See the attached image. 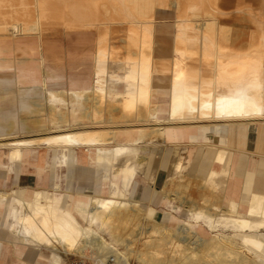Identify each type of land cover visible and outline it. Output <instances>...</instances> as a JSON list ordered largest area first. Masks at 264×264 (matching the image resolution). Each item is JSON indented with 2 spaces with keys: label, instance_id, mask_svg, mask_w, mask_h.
<instances>
[{
  "label": "bare ground",
  "instance_id": "bare-ground-1",
  "mask_svg": "<svg viewBox=\"0 0 264 264\" xmlns=\"http://www.w3.org/2000/svg\"><path fill=\"white\" fill-rule=\"evenodd\" d=\"M16 1L0 0V55L7 47L4 42L9 43L10 40L21 41L32 37L39 40L58 31H95L97 35L93 89L88 93L48 90L45 98L51 109H56L58 105L71 106L73 99L82 102L91 93L93 105L96 104L92 117L98 124L103 121L100 117L106 99L114 96L117 100L112 104L116 105L121 115L118 119L130 118V122L141 117L138 119L141 122H155V125L135 126L123 132L116 129L108 138L105 134L70 131L33 138H10L12 140L5 143L0 141L1 146L12 147L9 151L12 161H19L20 149L24 146L86 145L95 147L97 165L116 168L106 173L110 184L108 190L99 188L90 197V205L77 206L73 213L59 209L54 205L53 197L41 191H36L30 201H24L20 195L13 193L16 205L11 210L8 227L26 242L51 255L54 264L65 263L69 255H77L81 262L89 260L92 264H106L110 257L114 258V264H129L128 256L133 254L138 264H264L263 196H249L244 210L236 203H229L228 207L222 209L217 205V200L208 202L210 207L206 209L201 207L203 204L200 207L192 205L188 209L186 207L188 215L179 218L176 226L167 224L165 220H152L148 228L137 226L140 215L145 217L144 212L137 202L127 199L130 183L137 172V162H142L138 168L143 171L150 161L151 155L144 145L157 140L162 142L166 126L232 118L264 122V33L261 31V34H257L259 41L253 46L256 55L238 57L239 54H231L228 48L227 33L220 32L215 23L225 13L217 10L218 4L225 6L218 0H155L163 4L155 12H151L153 0H18L14 3ZM138 2L146 4L149 10L140 8ZM252 4L249 7L253 11L252 19L263 21L264 0H252ZM229 5L232 6V3ZM233 11L244 14L246 8L235 6ZM170 13L173 14L174 28L178 29L176 34L172 33L171 88L168 89L170 97L166 119L158 121L154 108H148L153 93L150 88L152 46L158 16L165 20ZM193 19H200L204 26L216 24L217 27L206 30L199 24L197 28L191 23ZM122 24L128 27L119 29V32H124L120 41L125 42L126 51L117 55L109 36L118 32L116 28ZM132 43H138L133 50ZM31 50L33 47H30ZM118 85L122 86L120 93L114 91ZM110 88L112 93H109ZM227 126L225 123L210 125L212 141L220 139V142L226 143ZM50 129L57 127L51 126ZM108 140L113 145L108 146L111 143ZM137 145L143 147L138 148ZM183 153V150L176 152L173 157L168 181H172L173 177L188 179L184 175ZM223 178L224 172L210 171L197 190L215 193L222 189ZM174 194L178 198V192ZM210 194L206 201L212 197ZM6 196L0 193V200H5ZM210 208H217L220 213L212 214L207 210ZM135 225L138 230L131 235L129 229ZM125 235L130 239H126ZM142 235H147L144 236L146 241L143 248L150 253L153 251L149 255L131 247ZM168 244L175 247L169 251L171 255L163 256L160 247ZM177 245H183L181 248L184 250L179 251ZM175 248L182 255L175 257L178 255ZM74 249L76 251L73 253ZM165 249L164 253L167 252ZM196 255L198 260L194 259Z\"/></svg>",
  "mask_w": 264,
  "mask_h": 264
},
{
  "label": "crops",
  "instance_id": "crops-1",
  "mask_svg": "<svg viewBox=\"0 0 264 264\" xmlns=\"http://www.w3.org/2000/svg\"><path fill=\"white\" fill-rule=\"evenodd\" d=\"M158 26L159 24L154 31L152 46L150 88L153 93L148 108H154L156 120L161 121L166 119V106L170 97L168 89L171 88L173 44L172 36L166 32L165 34L157 33ZM58 33H54L56 36L53 33H51L52 36L44 35L39 40L32 37L21 41L4 42L7 47L3 50L4 54L0 55L1 142L22 139L18 135L26 133H30L29 138H33L70 131L105 134L108 138L111 136L110 133L116 129L123 132L127 129H134L135 126L137 128L144 125H155V122H141L138 120L141 117L134 118L130 122V118L118 119L121 115L116 105L112 104L117 100L114 96L106 99L104 109L101 110L103 114L100 117L103 121L98 124L92 117L96 104L93 105L91 93L88 95L89 100L85 98L82 102L80 100L75 102L73 99L71 106L58 105L56 109H51L46 101L48 90L88 93L93 89L95 77V60L93 59L96 52V40L89 42L88 39V35L92 32L58 31ZM72 34L75 35L72 45L64 47L58 44L56 39L60 35L71 36ZM88 43L90 47L83 53H78L79 49L87 47ZM30 47H33V50L30 51ZM120 50L117 46L114 47L115 54H123ZM114 91L120 93L122 86L118 85ZM215 123L228 124L226 143L220 142V139L212 141L213 134L209 126ZM251 124H255V140L253 149L248 150L246 147L249 144ZM263 125L264 122H258L256 119L247 121V119L232 118L231 120L194 121L166 126L162 142L157 140L147 145L142 144L147 153L151 155L150 161L148 160L143 171H141L142 168H138L139 163L142 162H137V172L130 183L127 199L137 202L145 217L153 221H155L153 218L157 212L155 208L161 206L165 210L159 222L165 220L169 223L186 217L187 210L175 204L176 194L173 198L168 188H155L161 178L160 170L167 173L165 181H168V170L176 154L174 151L183 150L184 168H186L184 175L192 182H197L192 186L198 187V182L207 178L210 171L224 172L223 183L220 185L222 189L216 193L217 204L224 209L230 205L229 203H236L244 210L249 196L264 197ZM51 126H56L57 129L51 130ZM90 126L95 128H90ZM107 142H111L107 144L108 146L113 145L111 140ZM142 145L137 146L140 148ZM2 146L0 145V188L7 185L11 188L8 191L0 189V193L7 195L5 200H0V231L2 235H9L11 241L8 242L7 247H3L0 242V264L2 262L1 252H5L7 257L13 254L19 264H54L51 255L48 256L43 249H38L37 246L26 242L21 235L8 227L11 222V210L16 205L14 195H20L22 200L30 201L36 191H41L53 197L54 205L59 209L73 213L77 206L90 205V197L99 188L104 191L108 190L110 184L106 173L113 172L116 168L97 165L94 146H49L47 144L24 146L20 149L19 161L10 159L11 146ZM4 149L7 152L2 154ZM27 176L35 179V188L18 185L21 177ZM74 179L82 184H74ZM62 181L65 183L63 189L60 185ZM139 183H142L139 198L134 199ZM86 187L91 189L90 194L85 192ZM13 193L16 194L13 195ZM74 256L69 255L65 262L73 260Z\"/></svg>",
  "mask_w": 264,
  "mask_h": 264
},
{
  "label": "rangeland",
  "instance_id": "rangeland-1",
  "mask_svg": "<svg viewBox=\"0 0 264 264\" xmlns=\"http://www.w3.org/2000/svg\"><path fill=\"white\" fill-rule=\"evenodd\" d=\"M18 1V0H17ZM17 1L16 2H14V3H17ZM29 1V0H28ZM155 0H153V3H152V6H151V12L153 11V12H155L156 10H157V7H159V8H161L162 6H163V4H160L159 2L157 3L156 1L154 2ZM169 1V0H168ZM174 1V0H173ZM214 1V0H213ZM219 1V3L220 4H224L225 6H220L219 4L217 5V10L219 11H223V12H225L224 13V15H221V16H219V18H218V20L219 21H217V22H215L217 25H218V29H220V32L221 31H223V32H225V33H227V36H228V48H229V50L231 51V54H234L235 56L237 55L238 56V54H239V56L238 57H240L241 55H243V56H245L246 54L248 55V56H254V54L256 55V51H255V47H253L256 43H258V41H259V34H261V33H259V32H261L262 31V33H264V29H263V27H264V20L263 21H258V20H254V19H252V17H253V15H252V13H253V11L249 8L250 7V5L251 6H253V4H252V0H237V3H235L236 2V0H230V2L232 3V6L231 5H229V4H231L230 2L229 3H227V0H218ZM221 1H223V2H221ZM246 1V2H245ZM26 2H27V0H26ZM239 2V3H238ZM235 3V4H234ZM248 3V4H247ZM26 4V3H25ZM154 4V5H153ZM159 4H160V6H159ZM237 4V5H236ZM242 4H243V6H242ZM114 5H116L117 6V4L115 3ZM119 5V4H118ZM137 5H139V7L140 8H142L143 7V9L144 10H149V8H148V6L146 5V4H144V3H142V2H138V4ZM155 6V7H154ZM231 6V7H230ZM235 6L238 8V6H239V8H242V7H244V9L246 8V11L244 12V14L243 13H240V12H234L233 11V9L235 8ZM231 9H230V8ZM154 8V9H153ZM216 8V7H215ZM167 9V8H166ZM227 10V11H226ZM3 11V10H2ZM4 11H6V10H4ZM232 11V14H229V15H227V13L228 12H231ZM1 12V11H0ZM251 13V14H250ZM163 14V13H162ZM187 15H188V12L186 13ZM199 14H200V12H199ZM250 14V15H249ZM202 15V14H201ZM225 15H227V16H225ZM230 15H231V18H230ZM244 15V16H243ZM249 17V18H248ZM195 18V17H194ZM198 18V17H197ZM200 18V17H199ZM226 18V19H225ZM227 18H229V19H227ZM197 20V21H196ZM221 20V21H220ZM192 21H194V22H192ZM191 21V23H193L192 25H196V27L199 25V24H201V26H204L203 25V23L204 22H202V21H200V19L198 20V19H193ZM244 21V22H243ZM256 21V22H255ZM124 22V21H123ZM157 22H158V24H159V30L157 31V33L159 34H165V32L168 34V35H170V36H172V33H174V34H176L177 33V27L176 28H174V21H173V14L172 13H170L169 15H166V19L165 20H162L161 18H160V15L158 16V19H157ZM196 22V23H195ZM221 22V23H220ZM191 23H190V25H191ZM219 23V24H218ZM258 23V24H257ZM216 24L214 25H208V26H204V28L206 29V30H212V29H214L215 27H217L216 26ZM191 25V26H192ZM122 26V27H121ZM123 27H125V28H128L127 27V25H125V24H122V25H119V26H117V28L116 29H118V32H115L114 34H112V35H110L109 36V40L111 41V43L113 44V45H115V46H117L118 48H120L121 50H120V52L121 51H123L122 53H125V49H124V47H125V42H122V41H120L121 39V37H123V34H124V32H119L120 30L119 29H121V28H123ZM200 26H198L197 28H199ZM262 28V29H261ZM256 30V31H255ZM175 31V32H174ZM67 32H71V31H67ZM231 33H232V35H231ZM259 33V34H258ZM119 34V35H118ZM258 34V35H257ZM119 37V38H118ZM264 37V36H263ZM96 38H97V35H96V33H95V31H93L91 34H89L88 35V39H89V42H94L95 40H96ZM230 39V40H229ZM57 42H58V44H60L61 46H64V47H66V46H69V45H72L73 44V42H74V40H75V35H71V36H65V35H60L57 39ZM128 43H129V41H128ZM122 44H123V47H122ZM164 44H166V43H164ZM92 45V44H91ZM131 46H132V50L133 49H135L136 48V45H138V43L137 44H134V43H132V44H130ZM231 45V46H230ZM88 47H90V44L88 43L87 44V47L85 46V47H82V48H80L79 49V51H78V53H83L84 52V50L85 49H87ZM251 49L253 50L252 52H250L251 51ZM129 50V52L130 51H132L131 49H128ZM255 51V52H254ZM250 52V53H249ZM156 54L158 55V51L156 52ZM90 128H95V127H93V126H90ZM49 133H52V132H49ZM19 136V138H27V137H29V136H31V134L30 133H26V134H24V135H18ZM249 138H248V140H249V144H248V146L246 147L248 150H252L253 149V147H254V140H255V124H251L250 126H249V136H248ZM42 148V147H41ZM180 148V147H179ZM40 150V149H39ZM2 154H5L6 152H7V150L6 149H4V150H2ZM174 152H179V150H175ZM160 175H161V178H160V180H159V182H158V184L155 186V188L156 189H163L164 187H166V189L168 188L170 191H171V194L172 195H174V192L176 191V192H178V198H176V201H175V204H178L181 208H183V209H186V207H187V209L188 208H190V206H192L193 205V207H200L202 204V208H209L210 207V204L208 203V202H210V201H212V200H215L214 202H216V192H218V190H216V192L215 193H212V194H210V193H208V192H206V191H202V189L201 190H197V189H199L198 187H196V186H192V184L194 185V184H197V182H191V180L190 179H185V178H177V177H173L172 178V181H165V177L167 176V173L166 172H164L163 170H160ZM75 180V183L74 184H76V185H80V184H82V182H77L76 181V179H74ZM178 180V181H177ZM179 180H181V181H179ZM188 181V182H187ZM147 182H150L149 180H147ZM180 182V183H179ZM179 183V184H178ZM185 183V184H184ZM217 183H219V182H217ZM201 184V181L199 182V184L198 185H200ZM18 185L20 186V187H31V188H35L36 187V182H35V179L34 178H32L31 176H27V177H21V180L19 181V183H18ZM61 188L63 189L64 188V186H65V183L62 181L61 182ZM179 185H181V186H179ZM183 185H186V186H183ZM183 186V187H182ZM141 187H142V183H139V186L137 187V194L133 197L134 199H138L139 198V192L141 191ZM185 187V188H184ZM187 187V188H186ZM11 188V186H5L4 188L2 187V188H0V189H2V190H9ZM220 188V187H219ZM85 192H87V193H91V189L89 188V187H86L85 188ZM167 192H169L168 190H167ZM202 192V193H201ZM204 193V194H203ZM207 193V194H206ZM209 194L210 195H212V197L210 196L209 197V201H206V200H208V196H209ZM213 196H214V198H213ZM204 197V198H203ZM201 198H203V199H201ZM207 198V199H206ZM211 198H213V199H211ZM206 199V200H205ZM200 202V203H199ZM198 204H200V205H198ZM147 205H149V204H147ZM209 205V206H208ZM218 205V204H217ZM150 206V205H149ZM208 206V207H207ZM165 210V208H163L162 206L161 207H157V208H155V211H157L156 213H155V217L153 218L155 221H160V219H161V217H162V212ZM210 213H212V214H217V213H220V211H219V209H212V208H210V209H207ZM140 219V220H139ZM138 220L139 221H137L136 222V224H138L137 226H141V227H144V228H148V226H151V224H152V220H150V219H147V218H145L144 216H143V214H141L140 215V218H139ZM142 219V220H141ZM180 219H183V218H180ZM144 220H146V221H144ZM148 220V221H147ZM140 222V223H139ZM167 224H169V225H171V226H176L177 224H178V220H173V221H171V222H169V223H167ZM137 226L135 225V226H133V227H131L130 229H129V231H130V233H131V235H134V233H135V231L136 230H138L137 229ZM146 226V227H145ZM135 227H136V229H135ZM133 232V233H132ZM153 235V234H152ZM145 235H142L140 238L138 237L136 240H135V242H133V244L131 245V247H132V249L133 250H139L142 254L144 253V255H149V254H151L150 252H147L146 250H147V248H143V243L146 241V236L144 237ZM154 236H156V235H154ZM125 237H126V239H130V236L129 237H127V235H125ZM144 238V239H143ZM144 240V241H143ZM11 241V238L9 237V235H6V234H4V235H2V232L0 231V242L2 243V246L3 247H7V245H9V243L8 242H10ZM143 241V242H142ZM174 242V241H173ZM169 245V244H168ZM168 245L166 246H162V247H166V249L165 248H162V247H160L161 249H163V252L162 251H160L161 249H159V251L163 254V256L165 255H167L168 256V254L169 255H171L172 253L170 252L169 253V251H171L172 249H173V246L175 247V245H169V250H168ZM145 246V245H144ZM178 247H180V249L178 248ZM181 247H184L183 245L182 246H180V245H177V248L179 249V251H181V250H184V248H181ZM118 248H122V246L120 247H118ZM136 248V249H135ZM177 248H175L176 250V252L178 253L179 251H178V249ZM144 250V251H142V250ZM164 249L168 252H165L164 253ZM150 249H148V251H149ZM76 250L74 249L73 250V253L75 252ZM210 251H212V250H210ZM214 251V250H213ZM186 252H188V251H186ZM149 253V254H148ZM173 253H174V251H173ZM176 253V254H177ZM185 253V251H183V254ZM189 253V252H188ZM204 253V252H203ZM213 253H215V252H213ZM179 254L180 255H182L181 254V252L180 253H178V255H175V257H178L179 256ZM79 255V254H78ZM161 255V254H160ZM159 255V256H160ZM174 255V254H173ZM186 255V254H185ZM1 259H2V262H1V264H19V263H17V261L15 260V256L12 254L11 255V257H7V254L5 253V252H1ZM162 256V255H161ZM187 257H188V254L186 255ZM194 256V255H193ZM195 257V256H194ZM193 257V258H194ZM198 255H196V258H194V259H197L198 260ZM128 259H129V264H138V260L134 257V254L133 255H129L128 256ZM200 260V259H199ZM187 261H188V259H187ZM71 262H81L80 261V258H79V256H74L73 257V260H70V261H68V262H65L64 264H68V263H71ZM81 263H86V264H92V262L91 261H89V260H84L83 262H81ZM115 263V262H114Z\"/></svg>",
  "mask_w": 264,
  "mask_h": 264
},
{
  "label": "built area",
  "instance_id": "built-area-1",
  "mask_svg": "<svg viewBox=\"0 0 264 264\" xmlns=\"http://www.w3.org/2000/svg\"><path fill=\"white\" fill-rule=\"evenodd\" d=\"M114 262H115L114 258H113V257H110V258L107 260L106 264H114ZM68 264H86V263H81V262H71V263H68Z\"/></svg>",
  "mask_w": 264,
  "mask_h": 264
}]
</instances>
